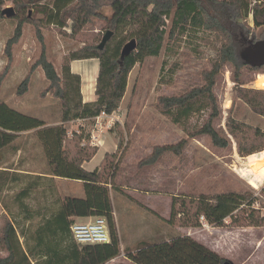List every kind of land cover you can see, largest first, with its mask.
I'll list each match as a JSON object with an SVG mask.
<instances>
[{
  "label": "rangeland",
  "instance_id": "rangeland-1",
  "mask_svg": "<svg viewBox=\"0 0 264 264\" xmlns=\"http://www.w3.org/2000/svg\"><path fill=\"white\" fill-rule=\"evenodd\" d=\"M249 1L253 6L255 1ZM3 2V8L13 5L12 0ZM24 13L30 22L21 24V35L11 45L10 54L7 43L19 21L0 20V100L43 119L46 125L59 124L61 101L54 96L38 61L44 55L61 75L69 53L100 42L109 29L107 21L93 18L73 34L69 27L60 29L35 21L42 16L35 6L26 7ZM106 13L110 14L109 9ZM241 22L248 32L238 38L239 50L246 45V38L256 40L264 35V26L254 24L253 14ZM219 45L215 33L204 30L174 41L166 38L159 55L136 62L129 72L124 96L112 113L115 118L100 119V126L94 118L63 123L67 131L63 148L68 157H74L80 148L84 152L99 150L96 160L106 153L115 156L117 168L108 187L117 212V225L112 216L121 253L105 264H135L125 256V248L134 251L143 242L184 234L232 264H264V226H234L229 218L223 226H214L200 217L199 226L182 227L166 220L173 195L213 196L230 191L251 194V205L240 208L252 207L264 216V70L243 67L237 83L233 81V66L221 63L212 87L218 115L212 119V107L205 104L191 111L184 124L174 122L156 107L160 96L205 87L204 71L219 60ZM84 63L89 66V62ZM87 79V89L92 90V75ZM207 121H212L217 133L227 140L226 146L214 145L208 134L200 132ZM230 124L237 128L231 129ZM92 137L99 139L98 145L92 144ZM162 145H179L178 152L166 151L154 163H140L155 146ZM2 170L6 174L0 172V233L4 222L11 219L23 245L33 244L34 230L58 210L65 195L80 197L79 191L83 195L81 181L49 173L36 129L19 132L0 151ZM67 239L74 241L71 231ZM6 254L0 249V257Z\"/></svg>",
  "mask_w": 264,
  "mask_h": 264
},
{
  "label": "trees",
  "instance_id": "trees-1",
  "mask_svg": "<svg viewBox=\"0 0 264 264\" xmlns=\"http://www.w3.org/2000/svg\"><path fill=\"white\" fill-rule=\"evenodd\" d=\"M3 3L0 0V20L14 18L19 21L14 36L7 43L9 54L11 45L21 35V24L30 22L24 11L31 5L42 14L35 21H44L60 29L69 27L73 34L80 32L93 18L106 19L108 30L113 33L101 49L98 43L69 53L61 75L41 55L38 64L54 88V96L61 101L59 124L46 125L43 119L23 113L0 100V151L9 146L19 132L36 129L49 173L81 181L84 190L82 197L65 196L62 199L58 210L36 227L31 245L21 243L14 222L7 219L0 233V249L7 254L0 257V264H105L121 253L108 187L117 168L115 156L106 153L99 168L86 170L82 163L90 160L97 149L84 152L80 148L74 157H68L63 148L67 134L63 123L73 119H91L102 112L112 114L119 107L129 72L136 62L147 56L159 55L166 38L174 41L199 30L213 32L220 40L217 49L219 60L214 61L211 70L204 71L205 87L181 95L160 96L156 107L160 113L180 124H184L183 120L200 104L212 107L210 118L216 117L218 110L212 87L221 63L228 62L233 66V81L237 83H240L243 67L264 70V66L246 64L238 54V38H241V33L248 32L241 20L251 11L254 24L264 26V0H256L252 7L249 0H12L15 14L11 17L3 14ZM131 38L136 40V49L121 57L123 45ZM89 58L98 59L99 69L95 99L84 102L80 91L81 77L71 71L69 61ZM229 127L237 128L232 124ZM199 130L208 134L214 145L226 146L227 140L217 133L212 121H207ZM178 148L179 145L155 146L140 163H154L162 153L178 152ZM0 172L6 174L5 170ZM2 179L6 180L7 176H2ZM251 198V194L233 191L213 196L173 195L166 220L170 225L182 227L199 226L200 217L214 226H223L228 218L234 226H264V216L259 215L258 210L240 208L243 204L250 206ZM95 215H102L107 220L108 243L80 245L75 240L68 241L73 217ZM124 252L135 264H223L225 260L218 252L187 234L154 243L143 242L136 250L125 248Z\"/></svg>",
  "mask_w": 264,
  "mask_h": 264
},
{
  "label": "crops",
  "instance_id": "crops-1",
  "mask_svg": "<svg viewBox=\"0 0 264 264\" xmlns=\"http://www.w3.org/2000/svg\"><path fill=\"white\" fill-rule=\"evenodd\" d=\"M84 62H89V66H86L85 65L86 63H84ZM70 68H71L72 72L79 74L81 77L80 91H81V95H82V100L84 102L94 100L95 99V93H94L95 82H96V77H97L98 69H99L98 59L97 58H89V59L73 60L70 63ZM89 75H92V82H91L92 83V88H91L92 90L87 89V85H88L87 77ZM113 114H105L100 119H109L110 120L111 118H115ZM79 120H82V119H79ZM109 120H108V122L110 124ZM117 120H119V119H117ZM98 152H99V150L95 153V155L90 160L84 161L82 163L83 168H85L86 170H93L98 166L99 162L102 159V155H100V157L96 160V155L99 154ZM89 163H91V166L88 165ZM92 163H94V164H92ZM45 175H47V174H45ZM77 195L82 197L84 195V191H83V195H82L81 191H79ZM65 196H72V195H65ZM112 207H113V204H112ZM153 213H155V211H153ZM113 214L115 216V222L117 225V220H116L117 212L114 209V207H113ZM91 218H92V216H84V217H73L72 219H73V221H87Z\"/></svg>",
  "mask_w": 264,
  "mask_h": 264
},
{
  "label": "built area",
  "instance_id": "built-area-1",
  "mask_svg": "<svg viewBox=\"0 0 264 264\" xmlns=\"http://www.w3.org/2000/svg\"><path fill=\"white\" fill-rule=\"evenodd\" d=\"M254 1L256 2V0ZM252 4L253 3H251L250 7H252ZM249 14H252V12L250 11ZM103 115H105L104 112L94 117L97 126L102 125L100 123V118ZM92 139L95 140L92 141V144L94 145L99 144L100 141L99 139H97V137L96 138L92 137ZM70 231L76 243L80 245L94 244V243H108L110 241V232H109L107 220L102 215L92 216V218L87 221H73L70 225Z\"/></svg>",
  "mask_w": 264,
  "mask_h": 264
},
{
  "label": "water",
  "instance_id": "water-1",
  "mask_svg": "<svg viewBox=\"0 0 264 264\" xmlns=\"http://www.w3.org/2000/svg\"><path fill=\"white\" fill-rule=\"evenodd\" d=\"M3 14L6 17H11L15 14V11L12 6H7L3 9ZM111 30H107L99 44L98 47L101 49L107 40L111 37L112 35ZM246 45L242 47L239 51L238 54L240 58L245 62L246 64L252 66V67H261L264 66V35L259 38V39H253V38H246ZM136 40L134 38H131L128 40L122 47L120 55L121 57L128 55L131 53L133 50L136 49ZM223 264H232L231 261L229 260H224Z\"/></svg>",
  "mask_w": 264,
  "mask_h": 264
}]
</instances>
